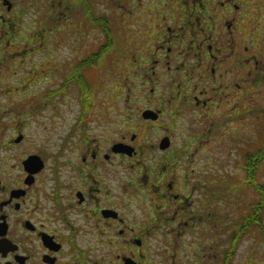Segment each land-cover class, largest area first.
<instances>
[{
  "label": "flooded vegetation",
  "instance_id": "af4514ba",
  "mask_svg": "<svg viewBox=\"0 0 264 264\" xmlns=\"http://www.w3.org/2000/svg\"><path fill=\"white\" fill-rule=\"evenodd\" d=\"M127 1L135 4L124 17L135 18V70L120 82L122 111L98 114L90 103L98 93L93 67L114 61L112 41L89 49L82 63H59L62 75L49 68L60 79L58 98L76 99V111L54 115L64 132L42 126L28 140L26 126L14 124L3 140L0 125V264H264V199L254 201L250 219L241 204L238 216L228 215L239 202L211 172L225 160L195 143L204 135L192 129L222 122L247 87L264 84L263 43L254 39L257 31L264 42V0ZM39 7L47 22H62L45 1L0 0V98L23 65L40 68L34 58L59 51L42 48L54 39L43 29L27 36ZM30 74L28 83H37ZM132 86L140 108L129 105ZM50 96H31V117ZM246 237L252 243L242 251Z\"/></svg>",
  "mask_w": 264,
  "mask_h": 264
},
{
  "label": "rangeland",
  "instance_id": "374dc122",
  "mask_svg": "<svg viewBox=\"0 0 264 264\" xmlns=\"http://www.w3.org/2000/svg\"><path fill=\"white\" fill-rule=\"evenodd\" d=\"M42 1L43 3L44 1L45 3L47 2L48 7L52 11L54 10L53 12L56 16L62 17V22H47L49 18L47 11H44L43 8L39 7V10L43 9L42 13H40V17L36 13V22L33 26L30 25V28L28 29L29 34H27V36L32 37L33 32H39L43 29V32L47 33V36H53L54 39L50 45L46 42L44 43V41H40L42 42V48H57L59 51H44V58L36 57L33 59L32 64H40V68L37 66L32 69L37 75L35 77V81L37 83H28V81L33 80L30 76L32 75L30 74V71L32 70H29V66L23 65L26 64L25 62L22 64L25 69L22 71L21 69H18L20 70L18 75H14L13 78L14 81L17 80L16 83L11 84L8 94L0 98V105H2L1 111H3L2 116H0V125L4 128L3 140L11 135V132L6 131L5 128L7 126H13L14 124L16 126L19 124L20 129L18 130L23 129V126H26V129L23 131L26 134V137H28V140L32 136H38L41 133L42 126H46V131L49 134L64 132L63 128L64 126H67V124L58 123L59 120L54 117V115H60L61 117L66 116L69 112H71L70 109L72 111L77 110V104L75 102V97L73 100L69 99L65 103V100H61V98L59 99L57 96L58 88L60 86L58 81H60V79L55 77L50 70H57L54 71V73L59 71L61 74L62 68H60L61 66H59V63L62 64L65 61L68 67L74 63H82L81 59L83 60L85 56H87L86 54H88L89 49L106 47L110 42H114V61L111 65L107 66L106 63H102V68L93 67L94 78L97 76L95 75V71L98 69V81L93 83V87L91 85L90 86L91 90L92 88H98V93H94V100L90 103H92V106L96 105L93 108V112L98 114L108 111H114L116 113L117 111L120 112L123 110L120 107L117 108L119 102L120 106H124L122 101L126 99L125 88L120 87L122 84L120 82L126 76L130 78V74L135 70L134 64H131L133 63L132 60L135 59V55H133V53L129 50L130 43L132 41L131 37L134 32L133 29L135 28L133 25L135 18H130V21L129 19L124 18L127 14L126 11L131 9L134 2H131L130 4L127 0H86V6L81 0ZM58 4H60L61 7ZM119 4L125 5L126 10H123L124 7L122 6L119 8ZM66 6H69L67 10L64 8ZM132 7H135V4ZM143 10L144 8H141L138 12ZM65 14L67 16L66 18L64 17ZM90 15L92 18L97 20L103 19V22H105V29L109 33V39L99 26L95 27V29L92 28L91 19L89 17ZM146 16L150 17V20L153 21L152 13L150 15L149 11H147ZM150 20L148 21V24H151ZM123 22L125 23L122 26ZM256 37L259 40V45H262L263 43L262 48L264 49V42L261 39V34L257 31L254 35L255 40ZM28 39L30 41L29 37ZM55 41H57V43L58 41L60 42L57 44ZM146 41L148 43L150 42V40ZM256 47H258V44H256ZM148 48L149 47L146 46L143 51L146 53ZM140 51L141 50L138 52ZM141 53L142 55H145L142 51ZM136 58H138V56ZM260 58L264 59V57ZM79 60L80 62H78ZM45 63L47 64V67ZM15 72H17V70H15ZM9 77H11V75H9ZM67 81L69 82V80ZM130 88H132V90L130 93L131 95L129 96V101L132 103L129 105L131 108H140L143 102H133L134 86ZM67 89L69 92V88ZM40 90H42V92ZM71 91L72 90L70 89V92ZM122 91L124 93L120 94ZM47 92L51 95V99H48V104L43 106L42 109L36 112V115H32L31 117L30 115L33 114L31 112L34 111L33 107L38 105L37 102L34 103V101H32L33 98H31V96L33 95L35 97H39V95H44V93ZM67 95L69 94L67 93ZM83 95H85V93H83ZM118 95L122 97L121 100L116 99ZM100 96L102 97L99 98ZM8 97H11L12 99ZM11 102H13L12 107L9 106ZM83 105L86 104L83 103ZM50 107L55 108H53V110ZM223 108L224 106L221 105L220 111ZM263 110L264 84L259 85L258 87L249 86L244 90L243 98L241 99L238 107H235L234 113L232 111L225 110L224 116L227 118H224L222 122L221 117L218 116L215 119H211L213 124L209 123V128H211L210 132L209 128L205 127V129H203L202 125L197 126L196 122L195 124L193 123L192 129L199 130V132H202V135H204L203 137L201 136L202 138L195 143L207 144L210 149L211 158H217L220 156L223 160H225V163L219 167H214V165L211 166V172L215 173L213 175L217 174V177L219 175L225 177L222 179L224 185L222 190L225 192L234 191L237 188V190H240L241 188L239 187L241 186L242 180H249L247 175L241 170V165L243 164V160L247 154L251 155V153L257 152V149L262 146V142L264 140V118L262 117ZM235 113H239V115L236 116ZM116 117L117 116L114 115V119ZM46 118L48 121H46ZM233 118L241 119L234 120ZM201 123L202 122H200V124ZM215 123L219 125L217 127H212ZM205 132H209V136H207ZM256 169L257 173H254V177L256 181L261 184V189L264 190V162L258 164V168ZM213 175L211 176L213 177ZM213 181L214 180L212 179L211 183ZM225 188L227 189L225 190ZM211 189L212 192L215 190L214 185L211 186ZM237 192L238 193L236 194L235 192H232L231 195L234 194L233 196L226 194L227 199L232 197L236 198L235 201L239 202L236 204V210H233V207L235 206L233 205L232 210L226 209V212L229 213L228 215L232 216L237 214L239 204H241L243 209L240 213H248L247 216L251 217L254 201H260L259 194L250 188H245L244 190ZM218 203V200L214 199L212 204H214V206L216 204L217 206ZM240 213H238L237 216ZM251 243V238H244L242 246L240 247L241 250L244 251L246 246L249 247Z\"/></svg>",
  "mask_w": 264,
  "mask_h": 264
},
{
  "label": "trees",
  "instance_id": "16d2710c",
  "mask_svg": "<svg viewBox=\"0 0 264 264\" xmlns=\"http://www.w3.org/2000/svg\"><path fill=\"white\" fill-rule=\"evenodd\" d=\"M83 2V4H86V0H81ZM90 19H91V16H89ZM93 19H91L92 21ZM96 20V25L97 27L99 26L100 29L103 31V33H105V35L107 36V38L109 39V33L108 31L105 29V25L103 22V19H95ZM109 43V41H108ZM108 46V45H107ZM104 47V48H107ZM83 63H87V62H83ZM264 162V140L262 142V146H260L258 149H257V152H254V153H251L250 154H247L243 160V164L241 165V170L247 175V178L249 180H242L241 182V186L239 188H241L240 190H235V191H242L244 190L245 188H250L252 189L253 191H256L257 194H259V196L261 197L260 198V201H262L264 199V190L261 189V184L258 183V181H256L255 177H254V173H257V169L258 168V164H261ZM234 192V191H232ZM249 211V210H248ZM248 218L250 219V216H248ZM250 223V222H249Z\"/></svg>",
  "mask_w": 264,
  "mask_h": 264
},
{
  "label": "water",
  "instance_id": "95a60500",
  "mask_svg": "<svg viewBox=\"0 0 264 264\" xmlns=\"http://www.w3.org/2000/svg\"><path fill=\"white\" fill-rule=\"evenodd\" d=\"M32 159H35V158H30L31 161H32ZM28 161H29V159L26 162H28Z\"/></svg>",
  "mask_w": 264,
  "mask_h": 264
}]
</instances>
